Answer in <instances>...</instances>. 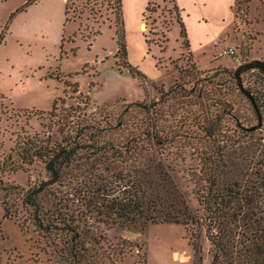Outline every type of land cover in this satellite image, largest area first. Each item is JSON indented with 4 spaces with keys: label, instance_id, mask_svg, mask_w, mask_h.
Listing matches in <instances>:
<instances>
[{
    "label": "rangeland",
    "instance_id": "obj_1",
    "mask_svg": "<svg viewBox=\"0 0 264 264\" xmlns=\"http://www.w3.org/2000/svg\"><path fill=\"white\" fill-rule=\"evenodd\" d=\"M227 2L224 23L209 17L200 24L202 31L191 38L188 33L193 54L188 58L176 0L149 1L143 25L127 22L123 34L117 26L118 0H70L68 13L66 0H0V160L25 135L58 134L59 113L50 114L56 100H65L58 108L73 105L92 121L112 120L116 128L110 133L116 137L140 131L155 118L164 132L178 136L175 144L161 148L162 161L197 206L190 173L201 167L200 154L211 147L203 139L204 120L217 116L234 127L236 113L257 122L234 71L242 63L264 60V0H230V13ZM226 46L236 53L219 55ZM241 77L264 104V72L250 69ZM230 104L233 114L226 109ZM83 162L38 191L39 216L60 217L53 231L37 226L36 212L23 201L24 191L38 190L54 176L46 163L0 171L3 186H18L0 198V264H210L205 232L198 261L190 233L177 223L127 228L81 221L80 253L74 259L64 221L83 217L76 211L71 217L65 194ZM2 198L14 203L15 216L4 217Z\"/></svg>",
    "mask_w": 264,
    "mask_h": 264
},
{
    "label": "trees",
    "instance_id": "obj_2",
    "mask_svg": "<svg viewBox=\"0 0 264 264\" xmlns=\"http://www.w3.org/2000/svg\"><path fill=\"white\" fill-rule=\"evenodd\" d=\"M69 1L66 0V13ZM177 18L185 38L183 47L191 58L187 27L181 17ZM116 19L123 34L122 0H118ZM120 52L125 56L124 44ZM176 67L183 72L182 66L176 63ZM255 100L256 105L250 102L256 123L236 113L234 127H226L217 116L204 120L203 139L211 147L200 154L201 167L190 173L197 206L162 161L161 148L175 144L176 134L164 132L154 118L144 129L116 137L110 133L116 128L112 120L92 121L73 105L58 108L64 99L56 100L50 112L59 113L56 127L60 137L35 134L19 138L0 160V171H17L42 160L58 180L66 177L68 168L84 161L83 170L68 182L65 194L71 217L74 211L76 217H83H65L64 221L70 235L69 254L74 259L80 253L76 240L81 221L127 228L177 223L190 233L198 261L202 258L200 234L204 231L210 243V264H264V104L259 98ZM145 107L149 112L151 106ZM226 109L233 114V105ZM124 113L119 115V121ZM17 188L3 186L0 179V198ZM23 201L36 212L37 226L54 230L60 217L52 215L45 220L39 216L38 190L24 191ZM2 203L5 218L16 215L14 203L6 198ZM73 223L78 229L72 228Z\"/></svg>",
    "mask_w": 264,
    "mask_h": 264
},
{
    "label": "crops",
    "instance_id": "obj_3",
    "mask_svg": "<svg viewBox=\"0 0 264 264\" xmlns=\"http://www.w3.org/2000/svg\"><path fill=\"white\" fill-rule=\"evenodd\" d=\"M149 1L151 0H122L124 23L133 22L136 19L141 27L143 22V9ZM176 2L183 11V18L186 22L190 38L192 33L195 34L199 30H203L200 24L210 19L209 17L217 19L220 21L219 23H224L225 21V0H176ZM230 7L231 3L228 0L226 8L228 13L231 12ZM210 25H212V22L207 21V29L211 28L214 31L215 29L210 27Z\"/></svg>",
    "mask_w": 264,
    "mask_h": 264
},
{
    "label": "water",
    "instance_id": "obj_4",
    "mask_svg": "<svg viewBox=\"0 0 264 264\" xmlns=\"http://www.w3.org/2000/svg\"><path fill=\"white\" fill-rule=\"evenodd\" d=\"M250 69H260L264 72V60L261 59H253L251 61L245 62L240 64L234 71L235 77L237 79V84L240 90L248 96V98L251 100V102L256 105V100L252 92L244 87L241 74L244 71L250 70ZM57 178L56 176H53L49 180H45L40 187L38 188V191L44 189L46 186L56 182Z\"/></svg>",
    "mask_w": 264,
    "mask_h": 264
},
{
    "label": "built area",
    "instance_id": "obj_5",
    "mask_svg": "<svg viewBox=\"0 0 264 264\" xmlns=\"http://www.w3.org/2000/svg\"><path fill=\"white\" fill-rule=\"evenodd\" d=\"M236 53V48L234 46H226L221 49L219 52V55H226V54H235Z\"/></svg>",
    "mask_w": 264,
    "mask_h": 264
},
{
    "label": "bare ground",
    "instance_id": "obj_6",
    "mask_svg": "<svg viewBox=\"0 0 264 264\" xmlns=\"http://www.w3.org/2000/svg\"><path fill=\"white\" fill-rule=\"evenodd\" d=\"M142 25H143V23H142ZM145 26V25H144Z\"/></svg>",
    "mask_w": 264,
    "mask_h": 264
}]
</instances>
